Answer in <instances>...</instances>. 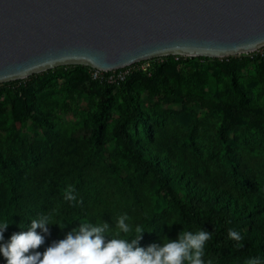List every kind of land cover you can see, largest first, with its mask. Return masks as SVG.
I'll use <instances>...</instances> for the list:
<instances>
[{"label":"rangeland","instance_id":"obj_1","mask_svg":"<svg viewBox=\"0 0 264 264\" xmlns=\"http://www.w3.org/2000/svg\"><path fill=\"white\" fill-rule=\"evenodd\" d=\"M126 68L120 84L93 80V69L83 65L0 84V159L16 162L24 187L12 193L0 161V224L10 223L0 244L42 214L66 226H50L49 234L37 229L44 244L34 252L41 255L79 223L106 222L115 237L124 214L132 231L121 238L134 237L149 220L140 247L177 240L188 231L180 209L136 156L181 180L177 193L192 188L236 205L241 214L232 227L239 233L264 231V125L237 113H264V46L222 58L156 57ZM70 186L75 204L63 198ZM18 196L11 213L10 199ZM0 264H7L2 254Z\"/></svg>","mask_w":264,"mask_h":264},{"label":"water","instance_id":"obj_2","mask_svg":"<svg viewBox=\"0 0 264 264\" xmlns=\"http://www.w3.org/2000/svg\"><path fill=\"white\" fill-rule=\"evenodd\" d=\"M264 46V0H0V84L61 66L113 71Z\"/></svg>","mask_w":264,"mask_h":264},{"label":"clouds","instance_id":"obj_3","mask_svg":"<svg viewBox=\"0 0 264 264\" xmlns=\"http://www.w3.org/2000/svg\"><path fill=\"white\" fill-rule=\"evenodd\" d=\"M75 190L68 187L63 195L65 201L77 203ZM78 203H83L79 201ZM126 214L121 215L115 222V237L108 234L113 230L108 223L93 224L79 223V228L70 231L66 238L54 242L41 255L34 252L44 244V236L37 229L49 234L51 223L50 214H42L33 219L28 231L13 234L7 243L0 244L2 254L7 264H205V245L211 239V233L206 230L197 232L183 230L175 241L164 239L162 245H150L146 249L139 246L145 230L142 226L135 227V236H127L132 231L126 222ZM9 222L0 224V241L4 240V231ZM62 231L66 225H56ZM228 237L240 247L243 237L229 229ZM210 264V262H209ZM247 264H264L260 257H252Z\"/></svg>","mask_w":264,"mask_h":264},{"label":"trees","instance_id":"obj_4","mask_svg":"<svg viewBox=\"0 0 264 264\" xmlns=\"http://www.w3.org/2000/svg\"><path fill=\"white\" fill-rule=\"evenodd\" d=\"M199 58L207 59L206 57ZM241 60H237L236 62ZM237 113L248 118L251 122L264 125V113L262 112L241 108L238 109ZM117 131L125 145L129 146L130 137L125 131L124 126H119ZM135 159L140 168H150L154 175L169 188L180 209L182 221L188 227V231L197 232L203 229L211 233V239L206 242L205 264H209V262L210 264H243L250 256L260 257L264 261V231H252L249 235L240 233L243 237L240 247L236 246L235 241L229 239L228 231L229 229H233L232 223L241 214L237 210L236 205L231 202H220L217 204L218 198L216 196L206 198L194 193L192 188L188 189L185 187L181 194L177 193L174 190V185L176 181L181 182V180H177L173 175L162 171L159 165L150 157L141 159V157L136 156ZM0 161L8 169L7 179L12 193H19L24 187L18 177L16 162L11 158L0 159ZM20 202L21 198L19 196L12 197L8 204L9 211L13 213ZM69 203L72 204L73 202ZM148 225L149 220L146 221L143 228Z\"/></svg>","mask_w":264,"mask_h":264},{"label":"built area","instance_id":"obj_5","mask_svg":"<svg viewBox=\"0 0 264 264\" xmlns=\"http://www.w3.org/2000/svg\"><path fill=\"white\" fill-rule=\"evenodd\" d=\"M128 75L129 70L127 68L113 71H101L98 69H93L91 73L93 80L110 84H120L127 79Z\"/></svg>","mask_w":264,"mask_h":264}]
</instances>
